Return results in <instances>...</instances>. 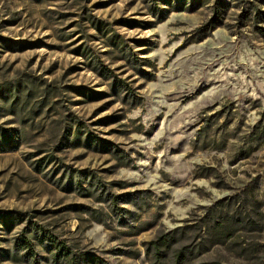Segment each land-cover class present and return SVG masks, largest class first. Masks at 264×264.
I'll use <instances>...</instances> for the list:
<instances>
[{
    "label": "rangeland",
    "instance_id": "374dc122",
    "mask_svg": "<svg viewBox=\"0 0 264 264\" xmlns=\"http://www.w3.org/2000/svg\"><path fill=\"white\" fill-rule=\"evenodd\" d=\"M165 1L0 0V83L35 90L27 99L22 88L15 111L0 95L1 258L16 242L25 254L34 225L108 264H150L145 242L159 227L213 206L255 226L210 258L264 264V37L242 24L240 0H223L226 11L216 0ZM216 8L223 24L201 38ZM106 187L139 198L121 202L135 223L98 221L79 206L108 212L98 199ZM33 243L46 264L39 235Z\"/></svg>",
    "mask_w": 264,
    "mask_h": 264
},
{
    "label": "trees",
    "instance_id": "16d2710c",
    "mask_svg": "<svg viewBox=\"0 0 264 264\" xmlns=\"http://www.w3.org/2000/svg\"><path fill=\"white\" fill-rule=\"evenodd\" d=\"M171 1H165L169 7L171 5L173 7ZM240 2L242 11L240 12L239 19L242 21V24L247 25L250 22L253 30L264 37V9L254 1H250L248 4H246L244 0H240ZM155 4H157V2ZM216 4L220 5V7L222 6L224 9L223 11H226V6L228 5H226L223 0H216ZM217 8L212 19L199 29V32L203 33L201 38L208 36L210 32L223 24V19H221L223 15L219 13ZM92 22L96 28L102 29V21L93 18ZM130 22H128V24H131ZM206 29L207 31L205 32ZM108 30L110 31V29L106 31L108 32ZM118 85H121L122 89H125L126 93H128V87L126 88L124 84H122V80L119 79H116V82L113 84L116 92H118ZM22 88L26 91L27 99H32L35 90L26 82L18 81L14 84L12 82L0 83V95L6 100L12 98L10 109H16L15 107L19 102ZM42 89L43 96L36 100L39 101V107H42V105L44 106V102H46L50 96V89L46 88V86ZM7 109L8 108H5L4 114H7ZM84 189H86V191L83 190V193L92 195L95 188L88 189L85 187ZM105 191H109L107 187L103 193L99 194L98 199L107 202L108 212H93L96 211L94 210L96 208L85 204H79V206H81L84 211L92 213L94 219L98 221L108 223L107 215L113 216L114 214V218L117 217L121 225L129 226V224L135 223L134 221L137 219L136 210L122 206L121 202L135 201V205L140 206L139 198L135 195H131L130 198H120L123 197L122 194H114L112 192H106V194H104ZM239 213L237 208H234L233 211H229L227 209L225 210L223 207L218 208L212 206L196 221L179 224L169 229L163 226L159 227L156 235L145 242V251L150 258V264H222L221 260L210 258L208 255L209 250L217 244H229L233 242L239 229H252L255 226V222L250 217L242 216ZM33 226L34 225H30L28 227V231H26L28 234L25 235L26 244H24V246L27 252L25 254H20L18 251V248L21 247L19 246L20 242H16L13 249L6 251L7 255L4 256L5 258H1L2 256H0V262H2L3 259H10L13 261H27L32 264L36 262V264H39L40 262L36 260L38 252L35 250L33 243V240L39 235L43 247H45L49 253V261H47L46 264H63L62 260H65L66 262L64 263L66 264H108V261L102 256L90 249L81 248L76 242L70 243L65 237L61 236L60 233L55 232V230ZM130 252L133 255L139 254V250H132ZM45 258L47 257L45 256Z\"/></svg>",
    "mask_w": 264,
    "mask_h": 264
}]
</instances>
